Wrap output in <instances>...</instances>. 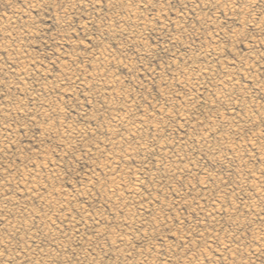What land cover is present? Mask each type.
Wrapping results in <instances>:
<instances>
[{
  "label": "rangeland",
  "instance_id": "374dc122",
  "mask_svg": "<svg viewBox=\"0 0 264 264\" xmlns=\"http://www.w3.org/2000/svg\"><path fill=\"white\" fill-rule=\"evenodd\" d=\"M189 263L264 264V0H0V264Z\"/></svg>",
  "mask_w": 264,
  "mask_h": 264
},
{
  "label": "bare ground",
  "instance_id": "6f19581e",
  "mask_svg": "<svg viewBox=\"0 0 264 264\" xmlns=\"http://www.w3.org/2000/svg\"><path fill=\"white\" fill-rule=\"evenodd\" d=\"M231 82V81H230ZM228 84V83H227ZM128 117V116H127ZM125 119V118H124ZM126 120V119H125ZM121 122V121H120ZM251 171V170H250ZM251 174V173H250ZM247 175V174H246ZM117 178V177H116ZM254 179V178H253ZM246 180V179H245ZM247 182V181H246ZM115 183V182H114ZM137 184V183H136ZM247 186V185H246ZM252 187V186H251ZM137 189V188H136ZM32 193V192H31ZM33 197V196H32ZM38 197V196H37ZM252 197V196H251ZM39 198V197H38ZM256 198V197H255ZM46 199V198H45ZM216 205V204H215ZM255 210V209H254ZM253 210V211H254ZM100 231V230H99ZM98 232V231H97ZM146 236V235H145ZM263 237V236H262ZM260 239V238H259ZM123 243V242H122ZM259 245V244H258ZM262 246V245H261ZM9 257V256H8ZM153 257V256H152ZM130 258V257H129ZM200 259V258H199ZM11 261V260H10ZM200 261V260H199ZM154 262V261H153ZM190 264V263H189Z\"/></svg>",
  "mask_w": 264,
  "mask_h": 264
}]
</instances>
